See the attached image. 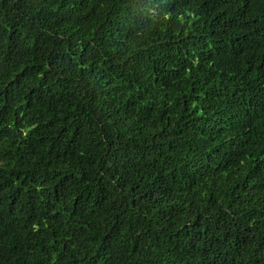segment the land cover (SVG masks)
Segmentation results:
<instances>
[{"label": "trees", "instance_id": "obj_1", "mask_svg": "<svg viewBox=\"0 0 264 264\" xmlns=\"http://www.w3.org/2000/svg\"><path fill=\"white\" fill-rule=\"evenodd\" d=\"M0 264H264V0H0Z\"/></svg>", "mask_w": 264, "mask_h": 264}]
</instances>
